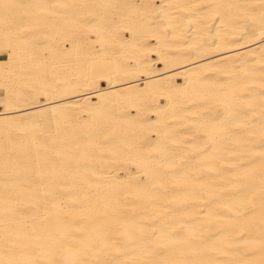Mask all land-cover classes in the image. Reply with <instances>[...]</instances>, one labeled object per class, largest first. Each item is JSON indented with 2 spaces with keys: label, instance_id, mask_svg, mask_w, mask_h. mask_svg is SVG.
<instances>
[{
  "label": "bare ground",
  "instance_id": "1",
  "mask_svg": "<svg viewBox=\"0 0 264 264\" xmlns=\"http://www.w3.org/2000/svg\"><path fill=\"white\" fill-rule=\"evenodd\" d=\"M0 264H264V0H0Z\"/></svg>",
  "mask_w": 264,
  "mask_h": 264
},
{
  "label": "rangeland",
  "instance_id": "2",
  "mask_svg": "<svg viewBox=\"0 0 264 264\" xmlns=\"http://www.w3.org/2000/svg\"><path fill=\"white\" fill-rule=\"evenodd\" d=\"M103 84L105 85V83H103ZM34 175H36V173H35ZM45 175H46V173H45V172H43V173H41V175H40V176L44 177Z\"/></svg>",
  "mask_w": 264,
  "mask_h": 264
}]
</instances>
